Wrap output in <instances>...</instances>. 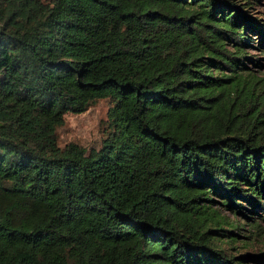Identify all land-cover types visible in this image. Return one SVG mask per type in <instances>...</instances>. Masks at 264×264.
I'll return each instance as SVG.
<instances>
[{
  "label": "trees",
  "instance_id": "obj_1",
  "mask_svg": "<svg viewBox=\"0 0 264 264\" xmlns=\"http://www.w3.org/2000/svg\"><path fill=\"white\" fill-rule=\"evenodd\" d=\"M259 1L0 0V264H245L207 224L264 211Z\"/></svg>",
  "mask_w": 264,
  "mask_h": 264
},
{
  "label": "rangeland",
  "instance_id": "obj_2",
  "mask_svg": "<svg viewBox=\"0 0 264 264\" xmlns=\"http://www.w3.org/2000/svg\"><path fill=\"white\" fill-rule=\"evenodd\" d=\"M249 13L261 17L264 25V0L257 2ZM247 53L252 56L259 55L258 50L253 48H249ZM261 61L264 62V59ZM247 65L255 67L250 60L247 61ZM110 105L108 98H100L81 113H66L64 124L57 130L59 144L63 146L69 141H74L86 148H98L109 129L108 108ZM219 200L221 198L216 199L213 207L220 215H225L230 222L222 224L221 227L224 230L232 229V231L229 234L223 230L215 231L218 225L209 222L207 225L212 230L210 234L215 236L213 239L215 244L223 248L228 257L245 256L242 259L245 264H264V218L262 219L264 211L259 214L246 211L248 217L236 216L226 210ZM243 205L248 209L251 207L246 202H243ZM239 259L236 257L235 260Z\"/></svg>",
  "mask_w": 264,
  "mask_h": 264
}]
</instances>
